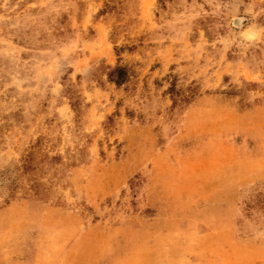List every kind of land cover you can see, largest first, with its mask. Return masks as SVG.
I'll list each match as a JSON object with an SVG mask.
<instances>
[{"label": "rangeland", "instance_id": "rangeland-1", "mask_svg": "<svg viewBox=\"0 0 264 264\" xmlns=\"http://www.w3.org/2000/svg\"><path fill=\"white\" fill-rule=\"evenodd\" d=\"M0 264H264V0H0Z\"/></svg>", "mask_w": 264, "mask_h": 264}, {"label": "trees", "instance_id": "trees-1", "mask_svg": "<svg viewBox=\"0 0 264 264\" xmlns=\"http://www.w3.org/2000/svg\"><path fill=\"white\" fill-rule=\"evenodd\" d=\"M116 70H120V68H116Z\"/></svg>", "mask_w": 264, "mask_h": 264}]
</instances>
